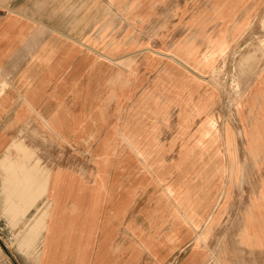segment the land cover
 <instances>
[{
    "label": "crops",
    "instance_id": "1",
    "mask_svg": "<svg viewBox=\"0 0 264 264\" xmlns=\"http://www.w3.org/2000/svg\"><path fill=\"white\" fill-rule=\"evenodd\" d=\"M149 1L139 0L134 11L142 13ZM248 1L230 0L236 5L231 14ZM125 2L0 1V264H200L199 260L191 262V251L199 233L204 234L205 224L195 228L186 220L173 223L170 217L166 224L159 220L153 227L148 224L146 214L150 209L154 211L163 194L154 181L145 184L150 176L142 157L127 144L112 140H107V145L113 151L103 162L99 159V165L87 153L97 148L118 117L117 97L120 102L127 100L126 90L112 96L110 78L95 76V69L111 62V36H128L143 28L131 26L122 14ZM118 42L116 57L132 54L129 49L133 43ZM143 55L139 64L136 59L134 62L135 82L140 90L149 85L155 74L146 66V54ZM98 62L104 64L98 67ZM103 85L108 88L97 90ZM105 111L108 123L88 145L78 134L79 117L95 118ZM175 115L176 110L171 109L169 121H157L158 128L153 132L164 148L176 134L167 143L160 134L169 131ZM91 126H95L94 119ZM194 128H190V134ZM259 142L264 148V132ZM246 143L245 140V148ZM174 150L164 155L166 161L176 157L171 158ZM32 153L43 167L49 158L55 164L47 167L50 174L46 195L27 210L26 203L16 198L30 197L31 190L25 188L23 174L12 171L15 168L11 166ZM247 161L249 168L255 167L248 155ZM215 182L216 189H208L205 184L199 193V199L210 211H215L218 199L225 205L215 227L221 220L225 222V213L233 218L236 212L242 213L238 223L233 224L231 235L221 241L231 246V257L227 248H219L217 254L229 264H264V194L260 195L264 173H244L237 178L222 173ZM211 194L213 205L208 203ZM168 207L169 214L174 206ZM152 219L155 221L156 217ZM38 220L46 226L34 242L39 251L37 257L27 246L31 244L29 224ZM129 223L135 236L129 231ZM149 236L154 245L152 254L142 246ZM206 243L201 245L210 252Z\"/></svg>",
    "mask_w": 264,
    "mask_h": 264
},
{
    "label": "rangeland",
    "instance_id": "2",
    "mask_svg": "<svg viewBox=\"0 0 264 264\" xmlns=\"http://www.w3.org/2000/svg\"><path fill=\"white\" fill-rule=\"evenodd\" d=\"M229 1L150 0L140 13L134 11V4L139 0H126L120 11L125 13L131 26L143 28L133 30L137 33L128 36H111L108 51L111 62H98V67L105 66L95 69V76L110 78L112 96L126 90L127 100L120 102L117 97L118 117L99 140L97 148L87 153L99 165V159L103 162L113 151L111 145H107V140H112L127 144L142 157L150 176L145 184L154 181L161 186L163 194L154 211L150 209L146 214L148 224L152 226L157 220L166 224L169 217L173 223L186 220L195 228L205 224L204 234L199 233L191 251V262L199 260L200 264H229L216 250L227 248L231 257V246L221 241L231 235L233 224H237L242 215L236 212L233 218L227 212L225 222L221 220L215 227L225 205H221L219 199L215 202L211 194L208 203L215 202V211L208 210V205L199 199L200 190L205 184L208 189H216L215 179L222 173L230 178L244 173H264V148L259 142L264 132V0H249L233 14L236 5ZM119 40L133 43V49H129L132 54L122 59L116 57ZM144 53L146 66L155 74L149 85L140 90L135 82L134 62L136 59L139 64ZM104 88L108 86L97 87V90L104 91ZM171 109L176 110L171 118L172 127L160 137L167 143L176 135L164 148L153 132L159 123L169 121L167 116ZM91 118L94 117H79L78 134L88 145L108 123L106 111L95 117L94 127L88 123ZM173 150L171 158L176 157L166 161L164 155ZM247 155L256 168H249ZM25 159L28 161L25 172L41 178L39 184H47L50 174L47 167L55 161L49 158L48 165L43 167L33 153L26 154ZM83 161L87 162L84 156ZM15 170L21 171L18 167ZM261 194H264V186ZM170 204L174 210L168 214ZM152 216L156 217L155 221ZM129 231L136 235L130 223ZM201 242H207L205 247L211 251H205ZM142 246L145 252L152 254L154 245L150 236L145 237Z\"/></svg>",
    "mask_w": 264,
    "mask_h": 264
},
{
    "label": "bare ground",
    "instance_id": "3",
    "mask_svg": "<svg viewBox=\"0 0 264 264\" xmlns=\"http://www.w3.org/2000/svg\"><path fill=\"white\" fill-rule=\"evenodd\" d=\"M105 76V75H103ZM92 119H94V122L96 121L95 118H91L88 123L92 122ZM20 158V157H19ZM17 161V160H16ZM18 162V161H17ZM28 166V161L24 158L22 159L20 162L17 163V167L21 170V171H18V170H15L14 168H17V167H11V169H14L12 171H16V172H20L21 174H23L24 178H26L25 180V188L31 190V196H22V197H19V198H16L17 200H19L20 202L24 203L26 205V208L27 210L34 207L36 205V203L40 200V198L44 197L46 195V186L47 184H39L38 183V180H41V178H35V177H32V176H29L27 174V171L25 172V168ZM8 167V166H7ZM6 167V168H7ZM29 181V184H28V181ZM49 202V201H48ZM42 204V203H41ZM45 205V203H44ZM43 206V205H41ZM40 207V206H39ZM38 207V208H39ZM43 208V207H42ZM40 208V209H42ZM48 208V207H47ZM15 215V214H14ZM36 215V214H35ZM49 216V215H47ZM42 218V216H41ZM28 219V218H27ZM45 223V222H44ZM24 224V223H23ZM17 225V224H15ZM19 225V224H18ZM30 225V237L28 240L31 241V244L28 245L27 247L28 248H32L33 250V254L36 253L35 255L38 257V248L36 246V242L38 237H39V233H40V230L45 226L46 224H40V221L38 220L35 224H29ZM21 230V229H20ZM14 232V231H13ZM15 235V234H14ZM44 237V235H43ZM42 237V238H43ZM41 241V240H40ZM43 241V240H42ZM35 242V243H34ZM42 243V242H41ZM41 248V247H40ZM1 251V250H0ZM36 258V257H35ZM84 262H77L76 264H83ZM95 264H97V262H95Z\"/></svg>",
    "mask_w": 264,
    "mask_h": 264
}]
</instances>
